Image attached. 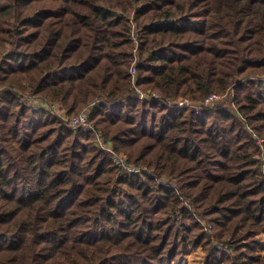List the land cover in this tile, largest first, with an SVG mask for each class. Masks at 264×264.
<instances>
[{"label":"trees","instance_id":"obj_1","mask_svg":"<svg viewBox=\"0 0 264 264\" xmlns=\"http://www.w3.org/2000/svg\"><path fill=\"white\" fill-rule=\"evenodd\" d=\"M54 103L88 108L132 169ZM262 233L264 0H0V264L197 247L203 264H264Z\"/></svg>","mask_w":264,"mask_h":264},{"label":"built area","instance_id":"obj_2","mask_svg":"<svg viewBox=\"0 0 264 264\" xmlns=\"http://www.w3.org/2000/svg\"><path fill=\"white\" fill-rule=\"evenodd\" d=\"M134 44H135V49H134V53L136 55L135 57V61L134 64L132 66L131 69V73L134 77V83H136V74H137V64H138V49H139V38L138 35L134 34ZM136 89L139 93V96L142 99L145 98H149L150 97V93L147 91H144L142 88H140L139 86L136 85ZM154 96L158 97L157 93L153 94ZM232 99L234 98V91L231 94ZM221 98L220 95L218 94H212L210 96H208L206 99H204L203 101H194L191 100L189 98H180V99H176V100H168V102L170 104H177L180 106H185V105H192L195 107H200L203 104H207V105H211L214 103V101L219 100ZM234 107L235 104L233 103ZM52 109L57 111V105H53ZM60 115H62L61 113H59ZM63 116V115H62ZM64 117V116H63ZM71 121L73 122L74 125L77 126H81L83 129L87 130V129H94L96 132V136H97V144L99 147L103 148V149H107L111 152H114V161L116 162V164H118L120 167H122L124 169V172L132 169V167L130 166V164L127 163V161L118 153H115V151H113V147L109 146L107 144V142L104 140V136L102 131L100 130H96V128L94 127L93 123L90 122V110L88 108H86L83 112H81L80 114L75 115L74 117H72ZM262 139H259L258 142H262ZM112 147V149H111Z\"/></svg>","mask_w":264,"mask_h":264},{"label":"rangeland","instance_id":"obj_3","mask_svg":"<svg viewBox=\"0 0 264 264\" xmlns=\"http://www.w3.org/2000/svg\"><path fill=\"white\" fill-rule=\"evenodd\" d=\"M136 35H138L137 33H136ZM141 88V87H140ZM30 101V103H33L34 105H39V103H41V102H39V101H36L35 99H30L29 100ZM57 105V111L56 112H58V113H61L64 117H65V119L66 120H70L71 121V119H72V117L71 116H73L74 114H72V115H70V116H67V113H66V110L65 109H63L62 108V106L60 105V104H58V103H54V104H52L50 107H52L53 105ZM47 105H49V104H47ZM235 108H236V106H235ZM77 115V114H76ZM75 116V115H74ZM73 116V117H74ZM69 117H71V118H69ZM90 117H91V113H90ZM72 122V121H71ZM73 123V122H72ZM92 123V122H91ZM94 125V124H93ZM76 127H81V126H77V125H75ZM94 127L96 128V126L94 125ZM83 129V128H82ZM85 130V129H84ZM100 130V129H99ZM101 131V130H100ZM96 133V132H95ZM103 133V132H102ZM103 136H104V133H103ZM104 140H105V138H104ZM106 141V140H105ZM260 143V142H259ZM262 143V142H261ZM109 146H112L110 143H107ZM99 147V146H98ZM101 148V147H100ZM103 149V148H102ZM111 149H112V147H111ZM107 150V149H106ZM109 151V150H108ZM121 154V156L127 161V158H126V156L124 155V154H122V153H120ZM128 163V162H127ZM129 164V163H128ZM139 170H141V169H139ZM142 170H144V169H142ZM259 239H260V245H259V252L260 253H262V254H264V233H262L261 235H259ZM203 262H204V252H203V250H202V247H197V248H194L193 250H192V253L191 254H189V255H186V256H183L178 262H176V263H173V264H203Z\"/></svg>","mask_w":264,"mask_h":264}]
</instances>
